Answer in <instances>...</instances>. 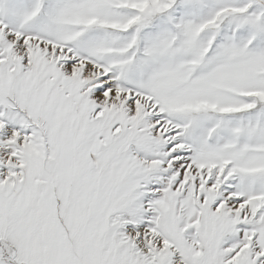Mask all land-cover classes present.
<instances>
[{"label": "snow or ice", "instance_id": "snow-or-ice-1", "mask_svg": "<svg viewBox=\"0 0 264 264\" xmlns=\"http://www.w3.org/2000/svg\"><path fill=\"white\" fill-rule=\"evenodd\" d=\"M0 264H264V0H0Z\"/></svg>", "mask_w": 264, "mask_h": 264}]
</instances>
